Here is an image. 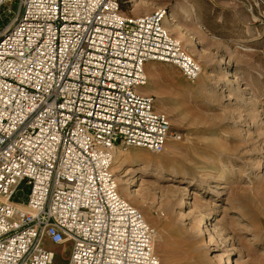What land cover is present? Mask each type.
Listing matches in <instances>:
<instances>
[{"label": "built area", "instance_id": "obj_1", "mask_svg": "<svg viewBox=\"0 0 264 264\" xmlns=\"http://www.w3.org/2000/svg\"><path fill=\"white\" fill-rule=\"evenodd\" d=\"M0 0V264H161L155 230L110 173L116 148L161 153L168 118L141 93L149 63H199L164 9L122 0ZM175 136V140H179Z\"/></svg>", "mask_w": 264, "mask_h": 264}, {"label": "rangeland", "instance_id": "obj_2", "mask_svg": "<svg viewBox=\"0 0 264 264\" xmlns=\"http://www.w3.org/2000/svg\"><path fill=\"white\" fill-rule=\"evenodd\" d=\"M122 2L126 15L164 9L202 72L191 83L170 64L146 66L141 93L171 135L161 153L118 148L119 195L155 230L161 264H264V0ZM52 248L65 264L69 247Z\"/></svg>", "mask_w": 264, "mask_h": 264}, {"label": "bare ground", "instance_id": "obj_3", "mask_svg": "<svg viewBox=\"0 0 264 264\" xmlns=\"http://www.w3.org/2000/svg\"><path fill=\"white\" fill-rule=\"evenodd\" d=\"M168 17V16H167ZM171 21V20H170ZM171 23L172 22H169L168 23V25H171ZM181 36V35H180ZM216 67V64L215 63H213V66H212V69H214ZM143 89H145V88H143ZM143 89H141V90H143ZM118 150V148H116L115 149V152ZM127 172H130V170H128ZM135 192V191H134ZM156 236V235H155ZM155 238V237H154ZM152 252H153V254H155L154 253V239H153V242H152ZM228 260H229V258H228ZM160 261V260H159Z\"/></svg>", "mask_w": 264, "mask_h": 264}, {"label": "crops", "instance_id": "obj_4", "mask_svg": "<svg viewBox=\"0 0 264 264\" xmlns=\"http://www.w3.org/2000/svg\"><path fill=\"white\" fill-rule=\"evenodd\" d=\"M141 91H144V89H143V90H141ZM48 247H49V248H52V246H50V245H49Z\"/></svg>", "mask_w": 264, "mask_h": 264}]
</instances>
